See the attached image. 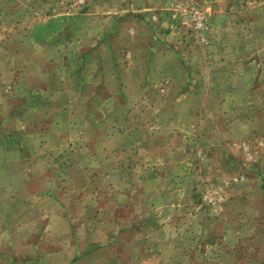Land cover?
<instances>
[{
	"label": "crops",
	"instance_id": "1",
	"mask_svg": "<svg viewBox=\"0 0 264 264\" xmlns=\"http://www.w3.org/2000/svg\"><path fill=\"white\" fill-rule=\"evenodd\" d=\"M6 1L9 0H0L2 3ZM14 1L17 3L19 0ZM135 1L140 7L131 10L143 13L132 18L134 21L118 16L109 24L104 22L101 25V35L93 38L72 35L75 27H66L68 35H71L69 38L78 42V53L73 56V61L79 62L73 71V78L68 81L71 86L64 83L62 77L48 80L50 69L53 73L60 65L62 67L63 58L60 52L64 53L66 41L69 40L62 28L58 30L54 27L51 32L43 34L37 29L33 36L32 32L24 34L19 32L21 30H7V40L16 41H6L2 43L3 46L0 45V243L1 238L7 240L6 249L10 253V256H5V249L1 248L0 256L4 257L2 260H9L11 264L183 262L182 254L185 251L173 240H139L140 237L144 239L145 234H162L164 227L152 230L144 227L127 229V233L135 235L136 239L129 243L126 237L119 238L121 247L131 255L125 262L116 255L106 259L101 250L107 247V243L100 242L102 240L98 238L100 234L110 238L119 234L122 236L121 226H112L111 232L103 233L86 226L93 224L90 220L102 218L104 213L106 219H112L118 225L119 219H132L143 215L146 218H155V211L159 207L176 206L180 201L173 199L174 197L182 200L180 195L187 197L188 191H192L188 186L192 180L186 179L188 168L192 164L188 166L186 163L180 164L179 161L173 164L169 158L161 159L159 155H153L155 165L141 179L128 177L127 171L134 166L133 155L137 150L140 152L142 147L133 149L127 146L126 143L136 137L134 133L120 134L115 128L119 134H110L112 124L103 123L107 115L123 114L127 112L125 107L128 104L132 107L135 101L143 102V89H153L155 93L158 90L162 94L171 85L169 80L174 76V66L181 70L185 88L198 90L203 97L183 95L175 101L157 98L152 104L156 105L158 123L167 127L174 125L182 127L183 130L184 125L186 128L192 127L188 123L190 118L199 123L197 132L200 138L208 142L204 149H210L217 156L215 163L208 160L206 170L222 180L214 185L215 192H206L216 202L212 207H219L230 198L228 193L222 191L244 179L238 172L243 168L254 172L260 178V184H264V0H212L214 9L210 21L213 27L209 29L207 37L209 42L211 36V43L215 47L210 52L220 60L224 59V64L213 68L214 73L209 78H198L199 83L195 86H191L194 82L192 75L196 72L195 66L190 65V61L183 56H180L178 64L174 63L171 59L173 52L164 50L169 47L166 45L169 40L167 32L173 26L169 21V13L175 14V4L182 0ZM155 2H159V5ZM128 9L125 8L123 12ZM2 11L4 10H0ZM91 39H95L96 44L87 46ZM25 41H28L30 48H34L33 54L40 51L38 56L44 59L43 62L36 57L33 59L31 55L29 58L24 57L22 52L27 51L21 48ZM151 41L150 47L147 43ZM140 43H146V46H140ZM92 51H97L98 56L109 61L108 64L104 60L100 63L88 59ZM207 52L206 57H209ZM189 56L190 54L187 58ZM129 59L132 67L126 68L123 61ZM93 67H97L95 72H92ZM206 67L202 68L204 72L212 70ZM124 71L128 81L124 80ZM142 73L143 77L140 75ZM130 75L135 76L130 78ZM75 81H81L82 84L77 86ZM129 81L133 84L130 85ZM95 87H98L97 92H94ZM128 88L131 90L126 91ZM134 91L136 94H133ZM96 93L107 110L99 116L91 109L99 103H92L90 110L87 108L92 96L98 97ZM203 99L215 108L214 121L218 123L209 122L206 107L201 111L200 103ZM109 105H113L112 111L107 109ZM194 105L198 106L197 110H194ZM171 106L175 107L172 112ZM38 114L42 115L43 123L35 121ZM168 114L171 116L166 119ZM202 116L208 123L203 121ZM10 131H13L12 139L6 134ZM173 132L168 131L167 136H171ZM37 133L39 136L36 137ZM68 146L75 147V190H68L63 184L61 190H34L36 164L48 163L51 158L62 162L67 156L64 149ZM168 149L176 154L173 152L174 145H170ZM204 149H200L201 154H205ZM8 150L13 152L14 158L11 161L4 159ZM16 163L19 167L15 168L18 169H14ZM164 169L169 173L158 172ZM98 172L102 174V179L94 178ZM48 177L52 178L49 175ZM20 180L25 181L27 187H23ZM100 182L104 185L103 193L99 192ZM51 184L54 185L53 180ZM37 193L54 200L60 206V215L56 214L53 218L48 216V219L45 215L41 216L42 209L34 203ZM97 194L104 198L105 207L92 204L91 200L96 202ZM72 195L75 199L71 201ZM82 197H90L91 200L80 201ZM75 200L76 218L70 219L68 210ZM210 207L208 204L212 211ZM38 228L42 234L40 239L36 236ZM235 231H239V226L235 227L232 223L233 238ZM33 242L41 247L35 250L39 251L35 257L40 261L16 262L21 253H28L27 257H30L29 253L34 250L30 245ZM147 250L157 252V257L151 258L149 254L147 257L143 256ZM160 251H164L163 255ZM22 256L25 257L26 254ZM231 260L234 261L235 258Z\"/></svg>",
	"mask_w": 264,
	"mask_h": 264
},
{
	"label": "rangeland",
	"instance_id": "2",
	"mask_svg": "<svg viewBox=\"0 0 264 264\" xmlns=\"http://www.w3.org/2000/svg\"><path fill=\"white\" fill-rule=\"evenodd\" d=\"M135 3L136 1L134 2V0H19L17 3L14 0H9L3 3L0 2V10H4L0 12V45L3 46L2 43L6 41H16L14 39L7 40L6 34L8 29H12L14 32L21 30L19 32H24V34L32 32L31 36H33V32L37 29H40V33L43 34L44 32L49 33L54 27H57L58 30L62 28V32L68 35L69 33L66 27L72 25V28L75 27L72 35L80 34V36L87 35L93 38V36L103 34V32H101V25H103L104 22L106 24L113 22V18L125 16L127 20L134 21L135 19L132 18H137L138 15L143 13L141 11L131 10L132 8L140 7ZM155 3L159 5V2ZM131 4L134 6H131ZM125 8L129 9L124 13L123 11ZM213 9L212 0H182L175 4L173 9L175 14L172 13L171 15V13H169V21L173 23L171 24L173 26L170 31L167 32L169 40L166 42L168 43L166 45H169V47L163 49L173 52L171 59L174 63L178 64L180 56H183L185 60L190 61V65L195 66L196 72L192 75L194 82L191 83V86L197 85V83H199L198 78H201V76L209 78L214 73L213 68L224 64V59L220 60L219 57H215L213 53L210 52L215 48L211 43V36L209 42L207 37L209 29L213 27V23L211 25L210 21L213 16ZM200 19L204 22V26L202 27L198 25ZM104 27L106 28V26ZM145 32L147 33V31ZM70 36L71 35H68L67 38ZM31 40L34 39L31 38ZM94 42L95 39H91V41L87 43V46L95 45L96 43ZM147 44L151 47L152 41ZM142 45L146 46V43H140V46ZM22 47L21 49L27 51L26 53L22 52L24 57L29 58L28 56L31 55L33 59L36 57L40 59L41 62L44 61V59L38 56L40 51H37L35 54L32 53L34 48L29 47L28 41L23 42ZM77 48L78 42H75V40L72 41L69 38V40L66 41L64 53L60 52L63 58L62 67L60 65L53 73L50 69L48 80L51 81L53 78L62 77L64 78V83L66 82L68 86H71L68 81L73 78V71H75V67L79 62L78 60L77 62L76 60L73 61V56L78 53V51H76L78 50ZM155 48L159 49L157 46H155ZM206 52L209 57H206ZM189 54L190 56L187 58ZM88 59L95 62L99 61L100 63L104 60L98 56L97 51H92ZM130 60L131 59L123 61L126 68L132 67L129 62ZM104 61L107 64L109 62H107V60ZM185 64L187 65L188 63ZM205 66H207L206 69L210 68L212 70L204 72L202 68H205ZM46 67H49V65ZM93 68L92 72H95L97 67ZM21 71L23 72V70ZM86 72L85 70V73ZM143 73L140 74L142 75L141 77H143ZM123 76L124 80L128 81L126 71H124ZM134 76L135 75H130V78ZM182 78L183 74L181 70H178L174 66V76L169 80L171 85L165 88L162 94L158 93L156 89V93L153 89H143L141 90L143 102L135 101L132 107L128 104V107H125L127 112L125 111L123 114L113 113L112 115H107L103 119V123L112 124L113 129L110 131V134L134 133L137 138L135 137L133 140L126 143L127 146L133 149H135V147L138 149L142 147L140 152L137 150L133 155L134 166L127 171L128 177L141 179L142 176H145L147 170L155 165V157L159 155L158 157L161 159L166 160L169 158L170 163L173 164L177 161H179L180 164L186 163L188 166L192 164V167L188 168L189 174L186 177L187 180H192V183L188 185L189 189L192 191H188L189 195L187 197L186 195H180L179 198L182 200L174 197L173 199L180 201L176 206L159 207L155 211V218H146L143 215V217L132 219H119L117 220L119 221L118 225L114 224L112 219H106L104 213L102 218L90 220L93 224L85 225L102 233L111 232L113 230L112 226H121V230L123 231L122 236L119 234L115 236V238H110L105 234L101 235L98 233L100 234L98 235L99 240H102L100 242L106 241L107 243V247L101 250L106 259L111 255H116L118 259L127 262V257L131 258V255L129 256L126 253L125 248L121 247L122 243L119 241L120 237H126L129 243L136 239L135 235L132 236L130 232L127 233V229L144 227L152 230L153 228L164 227L165 230L162 234H158V232L154 233V235L145 234L144 239L140 237L139 240L144 242H147V240L151 241L153 238H159L160 241L163 239L173 240L182 251H185V254H182L183 262L179 264H263L264 188L262 187H264V184H260V178L251 170L249 172L247 168L239 170L238 172L244 176V179L242 181L240 179L239 182H236L232 186H227L222 193H228L227 195L230 198L226 200L224 204L221 203L219 207H212L216 202L212 200L213 197L206 194V192L208 190H213V192H215L214 185L222 180L215 178L214 173L212 174L206 170L208 160L211 163H215V158H217V156L215 153L211 152L210 149H204L205 146L208 145V142L200 138L197 132L199 123L197 120L190 118L191 121H188V123L191 124L192 127L186 128L184 125L183 130L182 127L174 125L167 127L157 121L156 105L152 104V102H156L157 98L174 99L175 101L180 99L183 95L203 97L201 94L199 95V92H197L198 90H195V92L193 88H185L186 84ZM159 81L161 82L162 80ZM74 83H76L77 86L82 84L81 81H75ZM129 83L130 85L133 84L132 81H129ZM154 84L155 83H153V85ZM131 88H128L126 91L131 90ZM97 89L98 87H95L94 92H97ZM133 94H136V91H134ZM93 98L92 96L87 108L89 109L92 103H99L98 106L91 107V109L95 110L97 116H99L100 113H106L107 110L100 101V96ZM200 107L201 111L206 107L207 119L209 122H213L215 120V114H213L215 108H213L211 104L206 103L205 99L200 103ZM193 108L197 110L198 106L194 105ZM107 109L112 111L113 105H109ZM172 109H175V107L171 106L170 112H172ZM38 112L40 111L38 110ZM194 114L195 113H192V115ZM204 114L205 111H203V116ZM170 116L171 114H168L165 118L168 119ZM203 116L202 119L204 118ZM35 121L43 123L42 115L38 114ZM203 121L208 123L205 119H203ZM216 123H218V121H214V124ZM169 124H171V122H169ZM115 128L120 132L118 133ZM168 131L174 132L168 137ZM6 134L10 136L11 139L13 138V131L7 132ZM37 136H39V133L36 134V137ZM11 139L10 141H12ZM170 141L172 144H170ZM170 145H174L173 152H176V154L168 149ZM36 149L40 150L39 147ZM200 149H204L205 154H201ZM64 152L67 153V156L62 162L58 161V159L54 161V159L51 158L48 163L38 162L36 164L37 177L34 180V190H38V192L41 190H61L62 184L68 190H75V168L73 167L75 163V147L72 148L68 146L64 149ZM58 153L59 152H57V154ZM12 154V150H8V154L6 153L4 155V159L8 161L13 160L14 156ZM169 154H171V157H169ZM153 155L155 157H153ZM10 166H12V164H10ZM16 166L19 167L16 163L14 169H18L15 168ZM23 168L24 167H21V169ZM21 169L19 168L20 171H22ZM158 172H163V174L169 173L167 169L159 170ZM48 175L52 176V178L48 177ZM94 178L102 179L103 176L98 172L95 174ZM51 180H53L54 185L51 184ZM22 181L23 180H20L19 182L24 184L23 187H27V183ZM164 183L166 184L167 182ZM98 188L99 192L103 193L104 185L102 182L99 183ZM75 195H77V193H75ZM79 195L81 196V194ZM95 197H97L96 202L91 200L90 197H82L80 201L91 200L92 204H95L97 207H105L106 203L102 195L97 194ZM70 198L72 201L75 199V196L72 195ZM35 199L36 201L34 203L42 209L43 214L41 216L45 215L46 218L48 216L53 218L56 214L60 215V206L55 204L54 200H51L45 195H38V193ZM75 203L76 200L68 210V213L71 215L70 219L71 217L72 219L76 218ZM86 204L89 206L87 202ZM208 204L212 207V211L208 208ZM232 223H234L235 227L237 225L239 226V231H235V238L231 237V235H233L231 233ZM75 228L76 226L74 229ZM42 229L44 228L42 227ZM40 231L41 230L38 228L39 235H36L38 239H40L42 235ZM43 234H45V232ZM1 241L0 249L4 248L5 256H10L8 249H6L7 240L1 238ZM30 245L34 248V250L29 253L31 258L27 257L28 253H21L20 259H17L16 262L29 263V261H40L35 257L39 252L35 250L37 247H40V245H35L34 242ZM131 247L132 245L129 246V249H131ZM156 251L158 250L156 249ZM162 252L164 251H160V254H162ZM24 254H26L25 257L22 256ZM148 254L151 258L157 257V252L155 253L153 250L145 251L143 256L147 257L149 256ZM1 258L4 257L0 256V262H3V264H11L9 260H2ZM233 258H235V262L231 260ZM45 261L48 262V260Z\"/></svg>",
	"mask_w": 264,
	"mask_h": 264
},
{
	"label": "built area",
	"instance_id": "3",
	"mask_svg": "<svg viewBox=\"0 0 264 264\" xmlns=\"http://www.w3.org/2000/svg\"><path fill=\"white\" fill-rule=\"evenodd\" d=\"M198 25L201 26V27L204 26L203 20L200 19L199 22H198Z\"/></svg>",
	"mask_w": 264,
	"mask_h": 264
},
{
	"label": "trees",
	"instance_id": "4",
	"mask_svg": "<svg viewBox=\"0 0 264 264\" xmlns=\"http://www.w3.org/2000/svg\"><path fill=\"white\" fill-rule=\"evenodd\" d=\"M263 264H264V261H263Z\"/></svg>",
	"mask_w": 264,
	"mask_h": 264
}]
</instances>
